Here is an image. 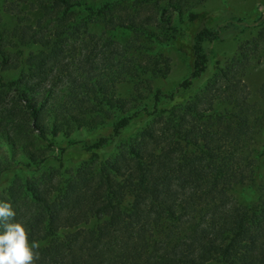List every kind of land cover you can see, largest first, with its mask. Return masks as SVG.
Segmentation results:
<instances>
[{
	"label": "trees",
	"instance_id": "obj_1",
	"mask_svg": "<svg viewBox=\"0 0 264 264\" xmlns=\"http://www.w3.org/2000/svg\"><path fill=\"white\" fill-rule=\"evenodd\" d=\"M205 1L31 0L33 24L0 30V174L13 173L0 201L38 244L34 264H264V76L256 100L243 80L264 11ZM243 28L258 30L221 64L210 44ZM168 43L189 71L163 91ZM71 151L84 160L68 167Z\"/></svg>",
	"mask_w": 264,
	"mask_h": 264
},
{
	"label": "rangeland",
	"instance_id": "obj_2",
	"mask_svg": "<svg viewBox=\"0 0 264 264\" xmlns=\"http://www.w3.org/2000/svg\"><path fill=\"white\" fill-rule=\"evenodd\" d=\"M15 0H0V30L10 29L17 22L22 23H34L37 18L41 16V12L39 9H32L29 5L31 0H25V2L19 3V12L13 13L7 11V5L10 2ZM216 8L222 9H232L240 13L241 15L256 17L260 13L264 11V0H206L203 4L198 6L196 9L199 11L203 10H212ZM93 30H98V27L93 28ZM258 28H243L240 29L234 37L226 38L223 40H215L211 43V47L213 48L217 58H219L220 63L224 64L228 57L233 55L237 47L246 42L249 38L253 37ZM119 36V35H117ZM119 38H124L119 36ZM37 46H31L25 49V53L29 50H35ZM159 49L169 57L170 59V72L164 78H157L153 82V87H159L163 91H169L174 88L187 74L189 71V59L188 56L178 50L172 44H166L164 46H160ZM14 72H9L7 76H11ZM264 76V55L259 56V62L251 67L243 76V80L246 83L248 90L250 91V99L256 100L258 97L257 89L263 79ZM212 76L210 74L203 75L199 80H197L194 84L196 89H201L206 85L209 79ZM118 95L121 97H129L132 94V84L131 83H121L117 85ZM195 92V91H193ZM136 127L131 126L129 130V134H135ZM84 132L79 131L77 134L73 135V138H78L79 136H83ZM64 144L65 141L60 142ZM257 146L256 148H258ZM114 145L110 146L109 149L104 151V156H109L112 154L114 150ZM84 160V156L79 152H70L65 159L66 166L70 165H78L80 162ZM49 165H56L57 162L54 160L47 162ZM12 172L8 171L3 174H0V189L6 187L9 181L12 179ZM260 174L264 176V159L262 161ZM231 195L236 200L242 203H250L254 201L257 196V190L251 185L241 186V185H233L230 190ZM91 222L87 225H90ZM209 264H215L214 262H210Z\"/></svg>",
	"mask_w": 264,
	"mask_h": 264
},
{
	"label": "clouds",
	"instance_id": "obj_3",
	"mask_svg": "<svg viewBox=\"0 0 264 264\" xmlns=\"http://www.w3.org/2000/svg\"><path fill=\"white\" fill-rule=\"evenodd\" d=\"M15 215L11 203L0 201V264H34L38 244L29 241L25 224Z\"/></svg>",
	"mask_w": 264,
	"mask_h": 264
}]
</instances>
